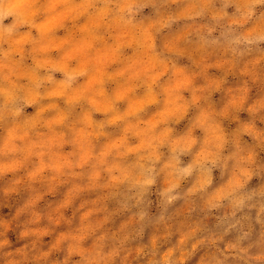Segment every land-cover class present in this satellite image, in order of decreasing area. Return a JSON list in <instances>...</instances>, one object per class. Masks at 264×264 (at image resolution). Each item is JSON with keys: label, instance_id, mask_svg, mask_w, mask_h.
I'll return each instance as SVG.
<instances>
[{"label": "rangeland", "instance_id": "1", "mask_svg": "<svg viewBox=\"0 0 264 264\" xmlns=\"http://www.w3.org/2000/svg\"><path fill=\"white\" fill-rule=\"evenodd\" d=\"M0 264H264V0H0Z\"/></svg>", "mask_w": 264, "mask_h": 264}]
</instances>
